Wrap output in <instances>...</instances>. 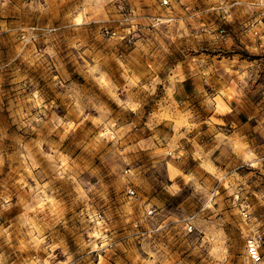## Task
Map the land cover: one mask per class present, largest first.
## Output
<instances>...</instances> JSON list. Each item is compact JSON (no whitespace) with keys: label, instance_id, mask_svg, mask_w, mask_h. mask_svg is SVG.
<instances>
[{"label":"rangeland","instance_id":"1","mask_svg":"<svg viewBox=\"0 0 264 264\" xmlns=\"http://www.w3.org/2000/svg\"><path fill=\"white\" fill-rule=\"evenodd\" d=\"M263 14L0 0V264H253Z\"/></svg>","mask_w":264,"mask_h":264},{"label":"built area","instance_id":"2","mask_svg":"<svg viewBox=\"0 0 264 264\" xmlns=\"http://www.w3.org/2000/svg\"><path fill=\"white\" fill-rule=\"evenodd\" d=\"M166 4V2H164ZM263 19H264V14H263ZM113 33L107 32V35H112ZM130 196H134L135 193L133 190H130L129 192ZM242 218L244 220H248V214L246 213L245 210H241L240 212ZM263 245H264V240H263V234L256 232L252 236H249L246 240V256L247 259L253 263L257 264L262 261V253H263Z\"/></svg>","mask_w":264,"mask_h":264}]
</instances>
